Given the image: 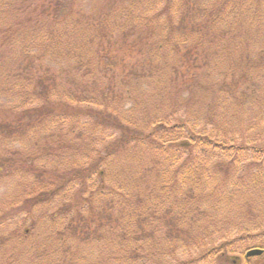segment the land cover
I'll use <instances>...</instances> for the list:
<instances>
[{
  "label": "trees",
  "instance_id": "1",
  "mask_svg": "<svg viewBox=\"0 0 264 264\" xmlns=\"http://www.w3.org/2000/svg\"><path fill=\"white\" fill-rule=\"evenodd\" d=\"M12 3L10 24L21 31L4 29L0 18V176L30 179L0 213L24 222L19 214L31 203L42 213L58 206L60 212L47 223L31 220L28 233L20 225L10 229L5 241L21 247L20 240L28 241L31 262L42 258L43 248L61 253L62 260L56 254L51 264H83V252L98 244L108 249L95 264L133 263L127 259L142 255L137 241L147 256L154 236L166 247L150 264H264V253L233 262L227 254L264 250V208L257 224L245 216L226 232L197 216L201 203L222 201L248 181L264 198V139L232 129L240 112L264 116V94L255 93L264 51L243 56L245 31L234 25L243 15L261 21L264 1ZM260 23L251 21V27L262 30ZM29 39L36 44L22 43ZM235 55L243 60L235 62ZM110 74L114 83L120 77L118 84ZM177 74L188 76L176 82ZM150 99L154 108L146 120ZM195 103L199 109L187 110ZM101 129L105 136L95 142ZM126 148L130 155L118 156ZM213 166H219L218 177ZM245 175H254L252 181ZM79 225H88L83 235ZM198 242L205 250L191 257ZM81 243L86 248L77 255L73 246ZM180 252L187 259L180 260Z\"/></svg>",
  "mask_w": 264,
  "mask_h": 264
},
{
  "label": "rangeland",
  "instance_id": "2",
  "mask_svg": "<svg viewBox=\"0 0 264 264\" xmlns=\"http://www.w3.org/2000/svg\"><path fill=\"white\" fill-rule=\"evenodd\" d=\"M14 0H10L11 4H13ZM251 1V0H249ZM256 1H264V0H256ZM9 2V3H10ZM9 3H6L3 0H0V18L6 20L2 23V26H4L6 29L7 27L10 26H15L12 27L14 29H16V31H21L19 26L15 23V24H10V19H12V17H15L13 15H11L13 12L10 9ZM14 5V4H13ZM261 8H264L263 4L261 6ZM262 15H264V11H261V21L264 22V19L262 18ZM251 21H253L255 23V26L260 23L261 21L259 19L253 18V17H249L246 15H243L242 20L240 21L237 17H235L234 20V25L236 26H240L242 28L243 31H245L244 34V40H243V56H247L249 53L252 52H259V50L264 51V26L262 27V30L257 31L255 28L251 27ZM259 26L261 27V23L259 24ZM36 39H38V36L36 37ZM37 42V41H36ZM36 42L32 39L29 40H25L22 43H24V45H28V44H36ZM260 52V53H261ZM235 62L239 61V60H243L242 57H237L235 55ZM134 59V56H133ZM234 60V59H233ZM232 60V61H233ZM129 61H132L131 59H129ZM109 68V67H108ZM117 68L118 69H121ZM127 71V70H126ZM245 72H251V70H245ZM233 73V72H232ZM117 74H120V71L117 72ZM132 73L129 74H120L121 76L123 75H128L131 76ZM257 74V81L259 82V85L257 86V89L255 91L256 94L259 95H263L264 94V63H262V69L256 73ZM188 76V74H186ZM186 75H182L181 77H184ZM191 76H193V74H191ZM110 77V82H112L111 80V74L109 75ZM178 74L176 75V82L180 81L181 78ZM119 78H117V80H115L112 82V84H118L119 82ZM164 82L162 83V86H164ZM148 95L149 97H154V88H153V92H149L148 91ZM171 95V94H170ZM143 96V95H142ZM187 96V95H186ZM136 97V95L134 96V98ZM133 98V100L131 101V105H132V110L131 112L133 113V115L137 116L138 115V106L139 104L137 103V100H135ZM170 103V102H169ZM194 104V102H192ZM171 104L172 101H171ZM146 108H147V112L144 113L145 119L147 120L149 118L150 115V110L151 108H154L153 106V100H148L146 102ZM256 109L259 107H255ZM195 109H199V106L195 103V105H192L190 108H188L187 110H195ZM154 110V109H153ZM264 117L263 115H260L257 111H253V112H248V114L246 115L244 112H240L239 116L234 117V122L232 123V129L233 131H237V129H244L246 131V136L249 135V137H251V134L254 132L261 134V139H264V119L262 118ZM238 118V119H236ZM93 121V119H92ZM238 126H240V128H237ZM248 129H250L248 131ZM77 131V135L80 136L81 134V129L76 128ZM102 132L103 130H99L97 132V136L94 137V141L95 142H101L103 136H105V132H103V136H102ZM234 132V133H235ZM248 133V135H247ZM91 132L87 131L83 134L84 137H87L88 135H90ZM254 137H256V135H253ZM22 137H20L19 139H21ZM257 143V142H255ZM141 147H147L146 144L144 145H140ZM11 147H18V144L15 142L13 144H11ZM22 153V152H21ZM157 154L152 153V155ZM23 155V153H22ZM128 156L130 155L129 150L124 149L121 152H119L118 156ZM14 157H16V159H19L20 156L19 154L16 156L14 155ZM7 158H11L10 155L7 156ZM63 158H65V155H56V159L55 160H62ZM124 158V157H123ZM12 159V158H11ZM120 161L116 160L114 161V168H117V164ZM220 161L215 162L218 163ZM53 164V163H52ZM218 165V164H216ZM63 168V167H60ZM218 169L219 166H213L212 168H210V170H214L212 171V175L218 177ZM160 174H162L161 172H159ZM25 178L23 177V179L17 178V177H13V174H7L4 176H0V211L3 210H7L10 209L12 207V205H10L11 200L14 198L15 194H17L21 188L22 184H25V181H29L30 176L28 174H24ZM254 175H245L243 177L244 181L247 180H251V178H253ZM161 179L159 180V182L157 184H160L162 182V175L160 176ZM25 180V181H24ZM172 192V194L176 197L177 195V189L176 188H172L170 189ZM215 196V195H213ZM212 196V197H213ZM223 200H217L215 197L211 198V200H209L207 203H201V211L199 213H197L198 218L203 221V222H207V223H213L218 227V231L220 232H226L231 226L235 225V224H239L242 222V217H248L249 218V223L250 224H257L258 222V210L261 208H264V198L261 197L260 193H259V189L257 187H255L254 184L250 183L248 181V184L246 185H240L238 187H234L231 189V195L222 198ZM58 201H56L55 204H53L52 206H55L57 204ZM41 208V207H40ZM40 208H37V206L35 205V203H31L30 205H28L25 209H23L19 216H21L22 219L20 220H25L24 222H17L19 220H16V216L15 217H8L6 218V213H0V264H51V261H53L52 256L57 254L56 258H60L62 260V255L61 253H58L56 250H51V251H47L46 253L44 252V248L42 249V258H38V260H34L33 262H31V258L32 256H34L35 254H32L33 249L30 250H26V246L28 244V241H22L20 240V242H22L23 244H25L23 247L22 244H20L19 246L12 244L10 245L8 242L5 241V238L8 235V232L10 229L16 228L20 225L19 230L21 229V231H25L28 230L27 233L29 232V228L31 226V228H33V225L31 223V220H37L38 218L42 221L43 220L47 223L50 221V217L54 214V212H58L60 209V206H58L57 208H45L44 209V213H42L40 211ZM85 210V209H84ZM83 210V212H85ZM60 212V211H59ZM55 215V214H54ZM63 225V224H62ZM65 225L67 226V230L69 229V231L71 230L70 226L65 223ZM81 228L80 234L83 235L85 229L87 228V226L85 225H79ZM78 228V230L80 229ZM214 232L213 231H209L207 233H205L206 236L208 235H212ZM203 233H200L199 235H201ZM91 235L88 233V236ZM154 240L150 241L148 247L150 249V253H147V256L143 255L144 254V247L142 245L141 240L137 241V245H139V251L138 254H142V255H138V257L134 260V259H127V263L128 260H132L133 263H129V264H150L149 259H151V257L154 259V261H159L158 256L161 254L162 250L161 249H165L164 247H166L163 243V240L161 237L158 236H154L152 237ZM211 241V240H210ZM251 241V240H250ZM209 243V241H208ZM251 245L253 242H249ZM199 248L197 249V251H194L191 254V257L199 254L200 252L204 251H200V246L202 243L198 242L197 243ZM50 245V244H47ZM164 246V247H163ZM86 248V245H84V243L79 244L76 248L73 249L76 251V254L78 255V253H80V250H83ZM108 248L107 247H103V244H98L95 245L92 250L88 253L83 252V254L87 255V260L84 262L85 264H95V262L99 259V254L101 251H106ZM7 250V251H6ZM84 251V250H83ZM243 252V251H242ZM164 253V252H163ZM162 253V254H163ZM245 253V251H244ZM243 253V254H244ZM161 254V255H162ZM228 255H230L231 257H229L230 261L233 262V255H240L242 256L243 254H239V253H235V254H230L227 252ZM109 255V254H106ZM113 256V255H111ZM178 258H180V260H184L187 259L186 258V253H178ZM55 260V259H54ZM162 262H163V258H161ZM74 260H68L69 264H73ZM83 263V264H84ZM61 264V262H60Z\"/></svg>",
  "mask_w": 264,
  "mask_h": 264
},
{
  "label": "water",
  "instance_id": "3",
  "mask_svg": "<svg viewBox=\"0 0 264 264\" xmlns=\"http://www.w3.org/2000/svg\"><path fill=\"white\" fill-rule=\"evenodd\" d=\"M261 251L258 250V249H252V250H249L247 253H246V256H252V255H257V254H260Z\"/></svg>",
  "mask_w": 264,
  "mask_h": 264
}]
</instances>
